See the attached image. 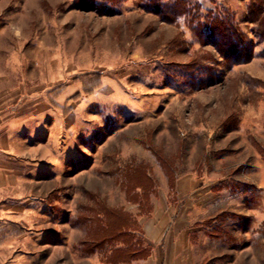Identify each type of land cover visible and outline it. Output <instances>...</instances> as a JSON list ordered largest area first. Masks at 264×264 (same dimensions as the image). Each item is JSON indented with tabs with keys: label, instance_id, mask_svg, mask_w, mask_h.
<instances>
[{
	"label": "rangeland",
	"instance_id": "374dc122",
	"mask_svg": "<svg viewBox=\"0 0 264 264\" xmlns=\"http://www.w3.org/2000/svg\"><path fill=\"white\" fill-rule=\"evenodd\" d=\"M190 1L253 60L140 0H0V264H264L263 44L249 0Z\"/></svg>",
	"mask_w": 264,
	"mask_h": 264
},
{
	"label": "trees",
	"instance_id": "16d2710c",
	"mask_svg": "<svg viewBox=\"0 0 264 264\" xmlns=\"http://www.w3.org/2000/svg\"><path fill=\"white\" fill-rule=\"evenodd\" d=\"M125 0H77L83 7H90L105 15H116L119 13L118 5ZM247 20L255 26L256 36L263 44L260 56L264 58V0H249ZM141 6L148 12L158 14L169 24H178L179 19H184L187 27L203 42L212 45L224 59V63L233 68L236 65L248 63L254 58V49L249 43L246 32L236 22V17L228 8L215 7L210 10H203L198 2L190 0H140ZM226 213H220L215 218L210 219L206 224L211 226L216 233L222 232L218 224ZM127 228V225H124ZM113 231L112 239L118 236L126 239L124 248L128 255L133 247L141 243H133V231L127 229ZM144 244V242L142 241ZM138 244V245H137ZM150 252L143 248L136 251L135 255L147 256Z\"/></svg>",
	"mask_w": 264,
	"mask_h": 264
},
{
	"label": "crops",
	"instance_id": "0c3cea01",
	"mask_svg": "<svg viewBox=\"0 0 264 264\" xmlns=\"http://www.w3.org/2000/svg\"><path fill=\"white\" fill-rule=\"evenodd\" d=\"M2 156V155H1ZM1 161V160H0ZM2 170V166L0 165V171ZM16 177V176H15ZM0 179H1V173H0ZM1 180H0V199H2V197L4 196V194H3V192H2V189H3V187H5V186H2L1 185Z\"/></svg>",
	"mask_w": 264,
	"mask_h": 264
}]
</instances>
